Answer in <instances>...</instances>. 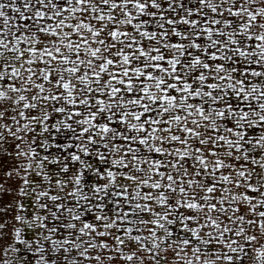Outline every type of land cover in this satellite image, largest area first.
Returning a JSON list of instances; mask_svg holds the SVG:
<instances>
[{"label": "snow or ice", "instance_id": "6c2138e0", "mask_svg": "<svg viewBox=\"0 0 264 264\" xmlns=\"http://www.w3.org/2000/svg\"><path fill=\"white\" fill-rule=\"evenodd\" d=\"M0 264H264V0H0Z\"/></svg>", "mask_w": 264, "mask_h": 264}, {"label": "rangeland", "instance_id": "374dc122", "mask_svg": "<svg viewBox=\"0 0 264 264\" xmlns=\"http://www.w3.org/2000/svg\"><path fill=\"white\" fill-rule=\"evenodd\" d=\"M0 162H2V161H0Z\"/></svg>", "mask_w": 264, "mask_h": 264}]
</instances>
